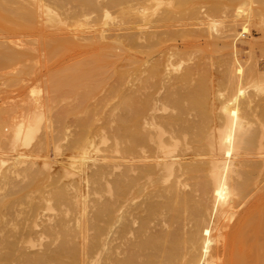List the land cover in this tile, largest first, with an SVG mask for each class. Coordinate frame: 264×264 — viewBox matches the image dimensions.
Instances as JSON below:
<instances>
[{
    "label": "bare ground",
    "instance_id": "obj_1",
    "mask_svg": "<svg viewBox=\"0 0 264 264\" xmlns=\"http://www.w3.org/2000/svg\"><path fill=\"white\" fill-rule=\"evenodd\" d=\"M196 1L0 0V66L37 83L0 109V264H264V100L161 58L164 38L193 35ZM75 84L77 138L60 135Z\"/></svg>",
    "mask_w": 264,
    "mask_h": 264
},
{
    "label": "rangeland",
    "instance_id": "obj_2",
    "mask_svg": "<svg viewBox=\"0 0 264 264\" xmlns=\"http://www.w3.org/2000/svg\"><path fill=\"white\" fill-rule=\"evenodd\" d=\"M211 1H213V0H206V1L204 0V2H202V0L196 1V4H197L196 6H197L198 11H199V20H187L185 18L182 21L183 23H185V22L188 23V25L185 26L186 28L194 29L195 32L193 31V35L191 36V38L186 39V38H182L181 36L177 35L176 37L173 38L174 40H172V38L169 37L170 40L168 39V42H167L168 36H167V34L165 35V32H164L165 28L164 27L161 28L162 32H164L162 34L163 38H164V36L165 37L167 36L163 40V42H165V40H166L167 44L165 42V45H166L165 46L166 49H165L163 47L164 46V43H163L162 47L165 49V51L163 50V48H161L163 51V52H161V58L165 59L166 58L165 56L168 53H173L175 55L173 57V63H174V66L172 69L173 74L180 73L187 66L195 65L197 63H203V64H205L204 66L207 68L209 73L212 74L215 78H216V76L219 75L220 72L224 75V78H226L228 80H235V79L239 78V79H241V83L244 84V88H246L247 92H249V93L251 92V94H253L255 96V98L257 97L256 100H259V99L264 100L263 99L264 91L261 92L257 88L254 87V84L256 82L264 84V0H221L220 3H218L219 1L216 0V2H217L216 5L218 7L217 10L221 8L218 11L214 10V4L213 3L215 1L214 2H211ZM213 16L217 19L219 18L221 20H224V24L222 26L218 27L216 30L211 31V30H209L208 25L206 24V21H207V18L209 19V17L212 18ZM200 22H205V23L199 24ZM177 24L178 25L174 26L175 28L173 27L175 30H181L182 28H184L182 25H180V23H177ZM189 24H191V25H189ZM199 26L201 28H199ZM202 33H204V35ZM207 34H208V36H207ZM220 37H222V38H220ZM219 39H221V42L223 44H221L219 49H216L211 44V42L219 40ZM2 47L3 46H1V44H0V48H2ZM37 49H38V51L36 52V55L40 52H41L40 54L42 55V57L40 55H38L39 57H37V58L40 60H43V57H44V55L42 54L43 51L40 50L42 48L39 47ZM163 53H164V55H163ZM70 56H72V53ZM70 56L66 55V54L62 55L61 56L62 58H59L60 62L58 64L63 65L62 67L66 68V69L68 67H70L71 65H74L73 63L76 62V58L74 57L75 58L74 59ZM73 56H75V54H73ZM162 56H164V57H162ZM69 57L71 59H69ZM38 59H34L38 65L36 63H34V60L31 61L32 64L30 62H27V65H30L31 66L30 68L32 70H35L36 74H39V72H40V74L46 73V70H44V67H42V64H40L39 61H38L39 63L37 62ZM61 59H63V61H61ZM72 61H73V63H72ZM8 63L9 64H7L6 65L7 67H5V68L0 66V68L2 67V70L0 69V74L5 76L4 77V76L0 75V78H1L0 79V96H2V97H0L1 98L0 99V103H1L0 109H2V110L5 107L9 110H10V108L15 109V106H18V104L20 103V101H18V100H20L21 97L24 96V95H22L23 93H21L19 95V92H23L25 90L26 93H28V91H29L28 89H30V87L32 85L37 84L36 81L34 80L35 77L34 78L32 77V79L30 78L31 80L29 79L25 82H21V87H20V85H18L15 81L16 70H17L16 68L19 65L13 61L8 62ZM33 64L35 65L36 68L34 67ZM66 64H68V67ZM2 65H4V64H2ZM16 65H18V66H16ZM43 71H45V72H43ZM35 73L33 75H35ZM9 76H11L12 79ZM13 77H15V78L13 79ZM194 78H197V76ZM9 79H11V80L9 81ZM5 80H8V83H9L8 85L3 84V82ZM242 80H243V82H242ZM248 82H250V83L247 84ZM14 84H15V87L13 86ZM223 86H224V83L215 84V88H222ZM22 87L25 89H23ZM27 87H28V89H27ZM74 88H78V85L75 84L73 87L72 103L75 105L74 113L72 114L73 116L72 115L70 116L71 118H68L69 115H67V113L63 112V116L64 115L66 117L68 116L67 117L68 119L66 120L65 116H64L65 117L64 120L66 122L63 119H61L60 126H61V124H63V123L64 124H63V126H61L60 135L63 136L65 134V132L70 130L71 133H74L73 135L72 134L71 135L74 136V138H77L75 131L77 130L76 133H78V131H79V127H78L79 126V117H76V114H78V112H77V108H76L77 97L75 95L78 92V90H76ZM75 90H76V93H75ZM58 98L59 99L57 100V102H59V103H56V104H58V106H57L58 110H60V111L64 110L65 111L68 104H69L68 103L69 100L66 97L65 92L59 93ZM74 100H75V103H74ZM59 107H61V108H59ZM4 116L0 115V117H1L0 118V124L1 125L3 124L2 126H4L5 123H7L11 120L10 116H5V117ZM64 117H62V118H64ZM6 118H7V121H6ZM8 132H10V131H8ZM72 139H73V137H72ZM75 140L76 139H74V141ZM63 145L65 148L64 152H66V154H64V155L66 156L69 153L68 143L65 142ZM39 160H41V159H39ZM59 164L61 165V162L58 163L57 165L55 164V167H54V172L56 171L55 175L57 178H59L57 175L58 171H60V170H58V169H60ZM56 167H58V168H56ZM60 173H61V171H60ZM60 173H59V176H61ZM61 179H63V183H61V185L63 184L64 188H67V185H69V183H70L69 179L67 177L65 179H64V177ZM67 179H68V182L67 183L64 182L65 180L67 181ZM208 218H212V217H208ZM225 220H227V219L224 218V220H223V218H221L219 224L221 225L220 227H224L223 231H228V229H226V228L227 227L229 228L232 226V224H233L232 220L233 219H231V220L229 219L232 222H229V220L227 222H225ZM223 223H226V225H227L226 228H225V226H223V225H225ZM137 225H138V223L133 225L134 228H136ZM190 226L191 227L195 226V222L191 221ZM220 238H218L217 240H220ZM221 240L223 241L222 243L225 242L224 239L221 238ZM124 241L127 242V240H124ZM220 242H219V245L221 244ZM216 244L217 243H214V247L216 246V248H218L219 245H216ZM123 245H125V243H123ZM221 246H222V244H221ZM221 246H219L220 247L219 249H222L223 255L219 251L220 261H222L224 255L226 256L228 254L229 249H230V247H228L229 243L224 244V248L223 247L221 248ZM124 256L125 255H123V257ZM137 264H139V263L137 262Z\"/></svg>",
    "mask_w": 264,
    "mask_h": 264
}]
</instances>
